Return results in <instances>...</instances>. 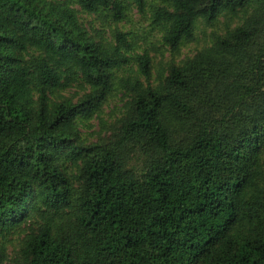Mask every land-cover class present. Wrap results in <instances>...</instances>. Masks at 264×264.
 Instances as JSON below:
<instances>
[{
  "label": "trees",
  "instance_id": "trees-1",
  "mask_svg": "<svg viewBox=\"0 0 264 264\" xmlns=\"http://www.w3.org/2000/svg\"><path fill=\"white\" fill-rule=\"evenodd\" d=\"M132 5L171 49L246 14L156 85L122 76L125 111L85 141L116 71L149 79ZM0 264H264V0H0Z\"/></svg>",
  "mask_w": 264,
  "mask_h": 264
},
{
  "label": "rangeland",
  "instance_id": "rangeland-1",
  "mask_svg": "<svg viewBox=\"0 0 264 264\" xmlns=\"http://www.w3.org/2000/svg\"><path fill=\"white\" fill-rule=\"evenodd\" d=\"M78 10L81 22L86 28L102 27L101 21L95 14H88L83 12L78 6L74 5ZM245 12L239 11L236 14H221L218 19L211 25L203 23L201 20L196 22L194 30V37L190 41L182 42L176 49H171L165 45L161 40L160 28L153 25L150 20V7L146 12L140 13L137 8L132 5L131 12L117 27L129 33V39L134 44L132 54L142 53L147 51L151 57V68L149 79H145L137 72V64L135 61L126 67L116 71L114 74V88L96 114L89 121L80 122V138L85 141H93L98 135H104L105 132L125 111V104L132 95V92L120 85L119 80L123 76H140L144 84L156 85L160 74H166L167 68L171 64H180L186 58L193 56L197 51L211 44L213 34H222L228 28H234L239 25ZM114 26H105V36L111 39V33ZM84 91L78 84H74L69 88L61 91L60 95L64 97H80ZM105 130V131H104ZM100 132V133H99ZM99 133V134H98ZM142 159V158H141ZM141 159L134 157L131 160V165L140 167ZM10 239V238H9ZM7 252L11 253L13 250L12 244L7 245Z\"/></svg>",
  "mask_w": 264,
  "mask_h": 264
}]
</instances>
